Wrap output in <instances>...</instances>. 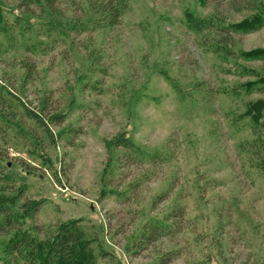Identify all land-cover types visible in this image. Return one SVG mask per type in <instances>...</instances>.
<instances>
[{
  "label": "rangeland",
  "instance_id": "374dc122",
  "mask_svg": "<svg viewBox=\"0 0 264 264\" xmlns=\"http://www.w3.org/2000/svg\"><path fill=\"white\" fill-rule=\"evenodd\" d=\"M76 1L58 16L0 0V157L24 198L44 200L27 225L44 236L82 218L122 264H264V159L242 115L264 92L239 86L264 77V58L246 57L264 49V24L230 31L228 55L216 27L255 10L241 0H125L110 27ZM189 12L215 25L192 29ZM75 22L89 28L52 29ZM54 114L64 119L50 122ZM121 133L147 157L114 148ZM156 220L171 228L140 243Z\"/></svg>",
  "mask_w": 264,
  "mask_h": 264
},
{
  "label": "trees",
  "instance_id": "16d2710c",
  "mask_svg": "<svg viewBox=\"0 0 264 264\" xmlns=\"http://www.w3.org/2000/svg\"><path fill=\"white\" fill-rule=\"evenodd\" d=\"M93 13L100 16L104 26H115L119 23L126 9L125 0H86ZM204 2L207 0H203ZM245 7L255 10L252 19H246L237 25H216L225 33L221 34L222 40H218L226 55H228V35L231 32H246L260 29L264 24V4L260 0H241ZM77 5L76 0H21L22 7L29 11L30 7L46 8L58 16L64 14L68 4ZM79 4V3H78ZM189 26L198 31L213 27L212 21H206L188 13ZM52 28V26H51ZM49 28V29H51ZM89 27L83 23L61 24L52 29H60L77 32L85 31ZM60 34V33H59ZM248 55V54H247ZM246 57L264 58V49L255 50ZM244 92H264V77L256 80H245L239 84ZM10 99L18 101V108L22 114L31 119L38 126L43 127L49 137L52 134L46 120L36 111L25 105L20 98L12 92H7ZM242 115L248 117L249 127L253 139L248 143L253 152L259 153L264 159V100L258 99L248 102ZM63 114H54L49 118L50 122H61ZM114 148H122L124 155L142 159L147 153L136 145L126 134H119L111 142ZM126 151V152H125ZM45 164L51 165L50 160L43 153H39ZM5 164L0 157V264H98L101 259L106 264H122L116 255L101 248L92 237L87 227L82 223V218L65 221L56 226L54 231L40 236L39 227L36 224L27 225V220L35 217L42 207L43 199L24 198L27 186L24 182L16 184L21 176H15L11 172L4 171ZM179 214L180 210H173ZM171 225L165 220L152 221L147 224L140 243H149L161 234L167 232ZM95 245L97 249L95 250Z\"/></svg>",
  "mask_w": 264,
  "mask_h": 264
}]
</instances>
